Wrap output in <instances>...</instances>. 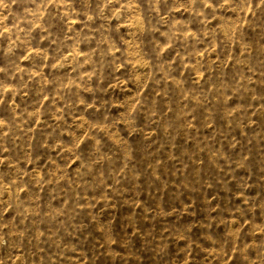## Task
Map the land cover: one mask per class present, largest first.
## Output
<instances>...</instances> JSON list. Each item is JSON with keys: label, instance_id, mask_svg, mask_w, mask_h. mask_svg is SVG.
<instances>
[{"label": "rangeland", "instance_id": "1", "mask_svg": "<svg viewBox=\"0 0 264 264\" xmlns=\"http://www.w3.org/2000/svg\"><path fill=\"white\" fill-rule=\"evenodd\" d=\"M0 264H264V0H0Z\"/></svg>", "mask_w": 264, "mask_h": 264}]
</instances>
